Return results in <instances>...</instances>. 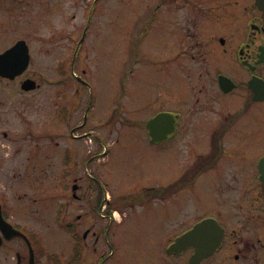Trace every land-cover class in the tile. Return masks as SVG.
Here are the masks:
<instances>
[{
	"label": "flooded vegetation",
	"instance_id": "obj_1",
	"mask_svg": "<svg viewBox=\"0 0 264 264\" xmlns=\"http://www.w3.org/2000/svg\"><path fill=\"white\" fill-rule=\"evenodd\" d=\"M139 1L151 14L150 29L160 21L158 11L164 15V34L175 37V53L171 58L168 54L164 63L178 72L177 82L182 87L163 91L165 108L151 118L158 113L170 114L173 126L169 119L161 144L168 147L171 143L175 148L188 145L193 151L180 165V174L152 193L166 201L183 192L213 199L208 214L172 229L164 241L163 258L171 264H190L197 248L207 241L200 232L194 244L175 252L168 250L181 235L210 219L222 231L220 243L198 264H264V0ZM56 2L0 0V54L25 38L18 8L26 14V7H36L39 14L41 7L55 5L66 16L67 11ZM27 78L35 80L25 72L12 80L0 76V264H87L82 257L84 249L91 248L95 255L113 221L109 213L100 214L98 198L102 196L101 207L110 206L111 196L104 189L95 192L85 212L92 221L78 224L85 228L83 242L73 244L71 220L63 223L59 242L53 229L48 230L51 240L41 232L36 222L39 188L49 184L50 189H58L54 199L45 196L44 200L66 218L72 200L82 198L76 191H81L77 181L83 179L73 174L67 152L58 154L49 146L42 156L35 142L39 136L31 129L19 132L17 127L12 133L5 127L9 123V86L18 84L21 93H30L21 89ZM60 105L54 126L64 135L87 125L90 102L81 98ZM77 110L83 115L73 126L68 118ZM18 142L22 143L19 147ZM44 187L42 191L47 189ZM86 188L85 196L92 197L90 182ZM57 215L54 220L62 222L64 216ZM88 236L94 238L89 246Z\"/></svg>",
	"mask_w": 264,
	"mask_h": 264
},
{
	"label": "rangeland",
	"instance_id": "obj_2",
	"mask_svg": "<svg viewBox=\"0 0 264 264\" xmlns=\"http://www.w3.org/2000/svg\"><path fill=\"white\" fill-rule=\"evenodd\" d=\"M57 1L66 16L55 5L41 7L39 14L36 7H26L27 15L18 8L21 34L31 57L25 76H34L40 88L23 94L18 84L9 86V123L5 127L12 133L17 127L19 132L31 129L39 136L35 142L42 156L49 146L58 154L67 152L73 174L83 179L77 181L81 191H76L82 198L72 200L66 218L63 213L59 216L53 211L55 206L44 200L45 196L54 199L59 191L44 184L42 187L52 191L39 188L36 222L49 240L48 230L53 229L59 242L63 223L71 220L73 244L83 242L85 228L80 223L90 224L92 219L85 212L95 192L104 189L111 196L115 218L97 253L84 249L87 264H171L163 258L168 234L180 223L208 214L213 206V199L201 194L193 197L183 192L166 201L152 193L175 179L180 165L193 155L188 145L175 148L171 143L168 147L152 143L146 129L150 118L165 108L161 93L182 88L178 72L164 63L168 54L171 58L175 53V37L164 34L161 11L157 13L160 21L150 29L151 14L139 0ZM81 98L92 106L87 125L64 135L54 126L58 123L55 112L61 103ZM77 111L68 118L73 126L82 119L83 112ZM81 153L83 157L77 160ZM89 182L92 197L85 196ZM56 215L64 216L62 222L54 220ZM93 239L88 236L87 246Z\"/></svg>",
	"mask_w": 264,
	"mask_h": 264
},
{
	"label": "water",
	"instance_id": "obj_3",
	"mask_svg": "<svg viewBox=\"0 0 264 264\" xmlns=\"http://www.w3.org/2000/svg\"><path fill=\"white\" fill-rule=\"evenodd\" d=\"M29 61L30 55L28 45L24 40L18 41L10 49L0 54V76L10 80L14 79L28 68ZM21 88L24 91H31L36 88V83L32 79H26L22 82ZM169 119L170 127H172L173 119L168 113H159L146 123L148 135L150 136V141L152 143L156 144L162 142L164 139L165 125ZM262 162H264V158L262 159ZM75 189L76 188L73 187L74 191ZM199 232L201 238L207 241L200 244V247L197 248L196 253L190 261V264H198L203 257L212 253L220 243L218 241L221 238L222 231L218 224L210 219L201 221L190 231L177 238L176 242L170 246L168 251L175 252L190 244H194L192 241L197 238Z\"/></svg>",
	"mask_w": 264,
	"mask_h": 264
},
{
	"label": "trees",
	"instance_id": "obj_4",
	"mask_svg": "<svg viewBox=\"0 0 264 264\" xmlns=\"http://www.w3.org/2000/svg\"><path fill=\"white\" fill-rule=\"evenodd\" d=\"M102 205V196H99L98 198V208L100 209ZM108 213H110V206H108Z\"/></svg>",
	"mask_w": 264,
	"mask_h": 264
}]
</instances>
